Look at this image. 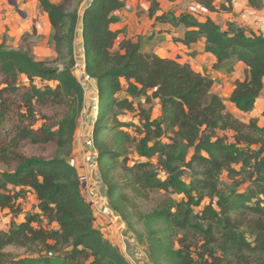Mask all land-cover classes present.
Segmentation results:
<instances>
[{"label":"trees","instance_id":"1","mask_svg":"<svg viewBox=\"0 0 264 264\" xmlns=\"http://www.w3.org/2000/svg\"><path fill=\"white\" fill-rule=\"evenodd\" d=\"M195 1L216 10V0ZM249 3L264 6V0ZM40 6L53 29L54 59L0 40V164L8 167L0 171V210L12 215L8 229L0 228V264H131L97 227L72 162L86 95L75 71L79 31L85 77L100 90L92 119L98 177L110 208L151 264H264V126L229 110L213 90L214 79L189 62L145 51L141 36L120 39L112 25L125 0H40ZM159 10L151 0L150 18L182 28L175 42H203L217 59L215 68L227 61L245 65L229 101L252 111L264 88V34L188 11ZM58 108L64 112L53 120L47 111ZM129 113L138 121L124 118ZM133 147L137 161L130 157ZM238 164L252 168L253 187L223 189L221 175L235 178ZM153 191L166 197L147 211L143 205ZM30 194L36 209L18 222L20 201Z\"/></svg>","mask_w":264,"mask_h":264},{"label":"crops","instance_id":"2","mask_svg":"<svg viewBox=\"0 0 264 264\" xmlns=\"http://www.w3.org/2000/svg\"><path fill=\"white\" fill-rule=\"evenodd\" d=\"M52 1L59 2L61 0ZM192 1L195 0H158V2L160 3V10L158 14L168 11H174L176 14L186 12V10H181L182 6H185L183 4H185V2L189 3ZM125 2L127 4V7L133 5L136 7L139 4L140 8H143L145 10V19L147 20V22H143L139 25L138 16L135 13L128 12L126 10L127 7L123 10L117 11V14L120 16V21L113 24L112 27L113 29L121 30L120 39L124 37L135 38L141 36L143 49L145 51L154 52L162 57L176 59L180 62H189L196 71L201 72L202 74L210 75L214 79L213 90L214 92L225 98L229 110L233 111L236 114H240V116L243 115L242 119L246 122L256 116V107L260 102L264 104V88L257 100L255 108L248 113L239 111V109L229 101V97L235 88L236 80H241L245 77V65L242 62L234 63L232 61H227L220 68H215L214 65L217 62V59L211 53L204 51L203 42L199 41L198 43H194L190 46L180 42H175L173 40L174 37H179L183 34L182 28H176L169 23L165 24L155 22L154 19L150 18L149 8L151 6V0H125ZM10 3L13 4L12 1L0 0V34L4 32L1 27L7 22L10 23V20L12 19L10 11L6 10L7 8L9 9V6H7V4ZM18 3H20V6L22 5L27 9V16L29 18H26V23L28 19H32L33 23L39 25L40 22L38 21V13L40 12L39 10H41L42 17L47 20V27H49L50 30H53L49 21L48 14L40 6V0H18L17 6ZM223 3L226 4V7H231V9H222L221 5ZM31 4L34 6H36L37 4L38 8L31 7L29 9L28 6ZM215 6V11H210L204 8L202 15L198 16L197 18L199 20H206L207 18H211L223 27H226L228 22H235L240 26L245 27L246 29L264 34V6L260 9L254 8L249 3V0H231V2H227L226 0H216ZM7 14H9V16H7ZM143 25L148 26L152 31L148 33L149 28H143ZM27 29H25V31ZM145 36H148L150 38H147L148 40L146 39L145 41ZM75 49L77 60H79L81 64L84 63L85 57L83 38L80 31L77 36ZM229 62L233 63L234 66L230 67V71L222 74L221 69L225 67L226 64H229ZM76 74H78L77 77H84V79H86L85 74L81 69H79ZM217 76L219 78V81L216 80ZM155 102L159 104L158 100H156ZM92 153L93 156L90 157L92 160V164L93 162H95V165L97 166V150L95 149ZM94 167L91 171L92 176L90 181H88L89 184L87 189L89 190L90 188L91 191H94L93 193L96 195V189L94 186L99 183L98 185L100 186V189H98V195H101V197H105L106 187L99 179L98 170L96 169V167ZM84 190H86L85 187ZM28 199H33V207L35 206L34 209H36L35 196L30 194ZM89 200L92 201L93 199L90 198ZM93 204L95 213L97 215V227H99L103 231L105 236L109 238L111 242L120 249L124 256L129 260V262L131 264H151L148 255L140 249V244L135 239V235L132 230L127 226L126 222L121 218V216H119L110 208L108 199L103 203H100L99 205L97 202H94ZM99 207L102 208V213H100ZM24 220L25 218L20 219L19 222Z\"/></svg>","mask_w":264,"mask_h":264},{"label":"rangeland","instance_id":"3","mask_svg":"<svg viewBox=\"0 0 264 264\" xmlns=\"http://www.w3.org/2000/svg\"><path fill=\"white\" fill-rule=\"evenodd\" d=\"M13 1V0H8ZM18 2V0H15ZM181 10H186L190 12V2L183 4ZM9 6V9L6 10L10 11V14L12 15L11 22H7L5 25L1 27L2 30H4L3 33L0 34V40H4L8 47L18 49L20 47L24 48H31L33 52L35 53L36 57L41 60H47L50 61L56 57L55 49H54V43L52 41V34L53 30H50L49 27H47V20L42 17V12L38 13V21L40 22L39 25H36V23H33L32 19H28L27 23L25 22L26 18H29L27 16V9L24 6H20V3H18V6L14 4H7ZM38 8L37 4L29 5L28 8L30 9ZM128 12L135 13L138 16V23L139 25L143 22H147L145 19V10L140 8V5L138 6H129L126 9ZM12 11V12H11ZM24 14V15H23ZM202 14L197 15L201 16ZM9 16V14H7ZM26 23V24H25ZM143 28H149L148 26L143 25ZM28 28V29H27ZM25 29H27L25 31ZM148 33L152 31L150 28L148 29ZM147 38H150L148 36L144 37V40L146 41ZM148 40V39H147ZM143 43V42H142ZM78 52V51H77ZM81 64V63H80ZM234 64L229 62V64H226L225 67L221 69V73L225 74L226 72L230 71ZM76 71V70H75ZM78 75V74H77ZM81 81H83L85 87H86V95L85 100L83 103L81 115H80V121L79 126L76 131L75 140H74V150L72 155V162L78 167L79 171L82 174V180H83V192L87 199H93L92 202H97L98 205L100 203H103L107 200L106 196L101 198V195H98V189H100L99 183L96 184V195L93 193L94 191H91V189L88 188V181L91 179V171L93 167L95 166L98 170V167L95 165V162L92 164V160L90 157L93 156V151L95 150L93 145V138L92 133L94 129V123H93V117L97 114L98 111V102L100 97V90L98 89L97 83L93 80H87L78 77ZM23 81L26 79L22 78ZM216 80L219 81L218 76L216 77ZM40 84V82H38ZM229 87V85H228ZM144 100V98H142ZM140 100H137V103ZM153 114L156 118H159L160 113L159 109L160 106L157 104V102H153ZM64 112V109L58 108L53 111H47V114L51 116V118L54 120L56 117H59ZM256 116H254V119H257L259 121V124L261 126H264V104L262 102L259 103V105L256 107ZM240 115V114H239ZM243 116V115H242ZM241 116V117H242ZM245 116V115H244ZM246 117V116H245ZM127 120H134L135 116L133 113H129L126 117ZM246 119V118H245ZM137 122L138 120L135 119ZM43 120H40L38 125L42 124ZM1 127V126H0ZM254 148H258V145L253 146ZM34 148H28V151H33ZM132 154L130 155L132 161H137L139 159V155L136 153L135 148L133 147L131 150ZM94 167V168H95ZM235 167L241 171V174L237 175L235 178H230L228 173H223L220 177V181L222 184L223 189H229L232 187H238V190L241 192L247 191L248 189L253 187L254 180L251 178V172L252 169L250 166H243V164L235 165ZM8 167L5 165L0 164V171L6 170ZM187 176H191L190 173H187ZM89 179V180H88ZM102 182V181H101ZM239 185V186H238ZM84 187L86 190H84ZM93 190V189H92ZM29 196H27L25 199L20 201L21 204V210L22 212L19 214L16 221L19 222L20 219L25 218L29 213H31L35 206L33 207V199H28ZM166 194L163 191H153L150 193V199L146 201L143 205V208L147 211L152 210L154 208L160 207L162 201L165 199ZM173 197L176 199H181L183 195L174 194ZM201 208H198L200 210ZM197 210V211H198ZM100 213H102V208L99 207ZM99 213V214H100ZM12 222V215L7 214L5 211L0 210V228L8 229L9 225ZM137 227L140 228V226L137 224ZM133 232V231H132ZM134 233V232H133ZM135 235V233H134ZM135 239L138 241L137 237L135 236ZM140 249L146 254L145 248L143 245L140 244ZM8 251L14 252V253H23V250H15L12 247L7 248ZM60 264H68L61 262Z\"/></svg>","mask_w":264,"mask_h":264},{"label":"built area","instance_id":"4","mask_svg":"<svg viewBox=\"0 0 264 264\" xmlns=\"http://www.w3.org/2000/svg\"><path fill=\"white\" fill-rule=\"evenodd\" d=\"M203 10H204V8L198 2H196V1L190 2V13H193L196 17H197V15L202 14ZM79 69H81L84 72V63L80 64L79 60H77L76 72ZM101 198L103 199V197H101Z\"/></svg>","mask_w":264,"mask_h":264},{"label":"water","instance_id":"5","mask_svg":"<svg viewBox=\"0 0 264 264\" xmlns=\"http://www.w3.org/2000/svg\"><path fill=\"white\" fill-rule=\"evenodd\" d=\"M12 2H13L14 5H17V1L13 0Z\"/></svg>","mask_w":264,"mask_h":264}]
</instances>
